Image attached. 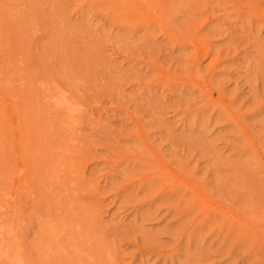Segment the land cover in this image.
<instances>
[{
    "label": "rangeland",
    "instance_id": "374dc122",
    "mask_svg": "<svg viewBox=\"0 0 264 264\" xmlns=\"http://www.w3.org/2000/svg\"><path fill=\"white\" fill-rule=\"evenodd\" d=\"M16 257L264 264V0H0Z\"/></svg>",
    "mask_w": 264,
    "mask_h": 264
},
{
    "label": "bare ground",
    "instance_id": "6f19581e",
    "mask_svg": "<svg viewBox=\"0 0 264 264\" xmlns=\"http://www.w3.org/2000/svg\"><path fill=\"white\" fill-rule=\"evenodd\" d=\"M59 89V88H58ZM53 97V96H52ZM54 99V103L56 104L55 106L57 108L63 109L65 110V112L67 113V115L71 116L70 114H72V112H74L75 107L73 106V104L71 102H69L65 97L63 96H58V97H54L52 98ZM20 172V171H19ZM14 252V251H13ZM6 253H3V255H5ZM18 256V255H17ZM12 263L15 264H25L24 260L22 261L21 257L18 258L16 257L14 260H12Z\"/></svg>",
    "mask_w": 264,
    "mask_h": 264
}]
</instances>
